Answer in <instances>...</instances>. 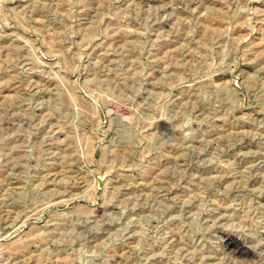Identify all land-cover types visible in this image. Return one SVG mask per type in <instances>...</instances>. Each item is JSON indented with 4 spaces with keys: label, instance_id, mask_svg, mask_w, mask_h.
I'll list each match as a JSON object with an SVG mask.
<instances>
[{
    "label": "rangeland",
    "instance_id": "1",
    "mask_svg": "<svg viewBox=\"0 0 264 264\" xmlns=\"http://www.w3.org/2000/svg\"><path fill=\"white\" fill-rule=\"evenodd\" d=\"M0 264H264V0H0Z\"/></svg>",
    "mask_w": 264,
    "mask_h": 264
},
{
    "label": "bare ground",
    "instance_id": "2",
    "mask_svg": "<svg viewBox=\"0 0 264 264\" xmlns=\"http://www.w3.org/2000/svg\"><path fill=\"white\" fill-rule=\"evenodd\" d=\"M228 245L230 248V253L233 254L234 256L245 257L248 255V251L243 245L232 241H229Z\"/></svg>",
    "mask_w": 264,
    "mask_h": 264
}]
</instances>
